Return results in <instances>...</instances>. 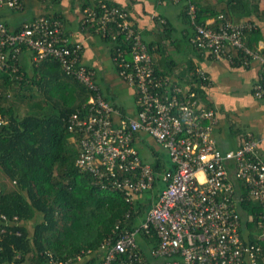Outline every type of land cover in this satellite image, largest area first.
Segmentation results:
<instances>
[{
	"label": "built area",
	"instance_id": "1",
	"mask_svg": "<svg viewBox=\"0 0 264 264\" xmlns=\"http://www.w3.org/2000/svg\"><path fill=\"white\" fill-rule=\"evenodd\" d=\"M184 1L193 24L196 9L189 0ZM0 5L10 10L23 9L19 0H0ZM99 9L87 7L82 11L83 27L114 41L115 26L126 41L132 42L128 57L117 51L113 61L117 75L135 93L134 118L124 117L122 111L103 99L95 84V72L81 62L82 45L69 41L59 18L37 16L24 21L18 31H9L0 22V70L16 72L14 62L24 47L32 63L55 60L66 75L92 93L82 109L67 119L68 132L79 139L76 165L95 178H104L130 205L145 193L154 196L135 229L129 231L116 225L105 238L99 264H145L137 235L150 237L151 231L158 246L150 256L164 259L165 264H258L260 247L245 243L239 233L241 218L234 202L240 203L243 197L236 196L232 183L234 179L244 188V199L259 204L264 219V161L257 154V142L248 136L237 150L221 153L212 137L217 123L215 112L169 77L158 79L154 75L147 47L125 8H107L101 3ZM217 20L215 28L194 26L191 47L214 58H227L231 65L246 68L257 64L260 73L251 95L264 102V56L249 49L245 42L253 25L248 21L235 24L223 15ZM190 76L199 81L200 88L209 85V77L201 69H195ZM139 134L147 135L162 148L170 169L158 173L142 161L133 146ZM128 217L129 213L124 216ZM260 227L264 237V223ZM46 255L49 264L72 263Z\"/></svg>",
	"mask_w": 264,
	"mask_h": 264
},
{
	"label": "trees",
	"instance_id": "2",
	"mask_svg": "<svg viewBox=\"0 0 264 264\" xmlns=\"http://www.w3.org/2000/svg\"><path fill=\"white\" fill-rule=\"evenodd\" d=\"M80 1H83L82 11L87 7L100 11L102 3L107 8L123 7L129 14V5H113L107 0ZM258 1L226 0L225 8L219 14L229 21L234 14L238 17L256 14ZM19 2L23 6V2ZM189 3L196 9L194 23L187 15L188 5H185L184 16L194 31L195 25H205V18H202L204 11L198 9L196 1L189 0ZM237 9L243 14H238ZM12 11L21 13L23 9ZM217 14L210 12L208 15ZM218 22H214L212 27L215 28ZM132 26L139 31L135 24ZM112 29L116 33L114 41L101 37L94 29L89 31H94L110 44L114 70L118 73L113 58L117 51L124 52L128 57L132 42L126 41L115 26ZM246 38V46L257 50L255 46L261 38L260 28L253 24ZM143 43L151 57V46L144 40ZM26 53V48L22 47L18 60L9 61L15 63L16 72L0 70V172L14 185L13 190L0 193V229L4 230L0 232V264H21L27 259L30 264H49L46 253L63 263L68 260L73 264L79 263L76 257H80L81 264H99L103 258L101 244L115 226L132 231L144 218L150 204L147 198L143 200V196H138L130 205L104 178H95L91 172L76 165L80 153L79 139L68 132L67 119L82 109L92 93L66 75L59 62L46 59L34 64L31 55L29 60L24 57L28 55ZM167 62L163 59V63ZM153 70L158 79L169 77L171 82L177 83L169 66L160 70L153 64ZM192 72L194 70L189 72L190 75ZM190 77L195 84L199 82ZM192 81L187 91L202 99L203 88L198 84L194 87ZM153 170L158 173L163 171L159 161L154 162ZM155 184L159 185L158 180ZM241 189L243 200L239 206L244 216H249L251 220L243 222L249 232L247 239L242 235V220L239 233L245 243L260 247L262 257L258 264H262V209L258 203L244 199L245 190ZM127 213L129 217L125 219ZM150 234V237L144 233L137 235L141 252L142 244H146L150 251L158 246V239L152 231Z\"/></svg>",
	"mask_w": 264,
	"mask_h": 264
},
{
	"label": "crops",
	"instance_id": "3",
	"mask_svg": "<svg viewBox=\"0 0 264 264\" xmlns=\"http://www.w3.org/2000/svg\"><path fill=\"white\" fill-rule=\"evenodd\" d=\"M23 11H12L0 5V21L6 24L10 31L27 20L37 16H56L61 19L65 36L70 42L82 45L81 62L91 68L96 75L95 84L100 94L110 105L122 111L124 117L136 116L135 93L114 70L111 59L110 44L104 42L94 32L83 27V14L80 0H21ZM113 5L128 7L129 17L141 32L143 40L151 46V57L154 66H169L174 79L183 90L191 86L190 71L201 69L209 77V85L202 89L201 102L204 107L213 110L217 123L212 137L217 149L221 153L235 151L240 147L242 140L251 136L257 142V154L264 161V102L255 100L252 87L256 83L260 70L252 63L249 67L229 64L227 58H214L208 53H200L189 44L193 30L189 27L184 16L186 1L173 2L172 0H107ZM196 6L204 12V24L212 27L217 21L220 10L225 8L226 0H194ZM238 14H243L237 9ZM210 12L218 13L209 16ZM233 23L250 21L261 30V38L257 41L256 49L264 56V0L257 3L256 14L231 16ZM159 20L164 21L162 26ZM231 21V22H232ZM251 23V24H252ZM252 24V25H253ZM247 39V38H246ZM29 60L30 52L27 51ZM31 58V57H30ZM163 59L168 62L163 63ZM171 61L173 64L169 63ZM192 83L195 84L194 81ZM198 84V83H197ZM134 148L142 161L154 166L159 161L163 171L171 165L165 152L151 138L139 134L134 140ZM148 154V155H147ZM167 159L168 161H166ZM236 196L242 194V187L232 179ZM143 200L151 201V194H144ZM235 208L242 220V235L248 237V230L244 221L251 218L242 213L239 202L235 201ZM245 217V218H244ZM142 257L145 264H165L164 259L152 258L146 244H142ZM150 252V250H149ZM81 258L77 261L80 263ZM76 263V264H79ZM73 264V263H71ZM81 264V263H80ZM264 264V259L262 260Z\"/></svg>",
	"mask_w": 264,
	"mask_h": 264
},
{
	"label": "rangeland",
	"instance_id": "4",
	"mask_svg": "<svg viewBox=\"0 0 264 264\" xmlns=\"http://www.w3.org/2000/svg\"><path fill=\"white\" fill-rule=\"evenodd\" d=\"M165 160L168 161L169 159L168 160L165 159ZM13 189H14V185L7 178H5L3 176V174L0 172V193L8 192V191L13 190ZM143 196H145V195H143ZM146 252L150 253L149 249H147ZM21 264H30L29 259H27L24 263H21Z\"/></svg>",
	"mask_w": 264,
	"mask_h": 264
}]
</instances>
